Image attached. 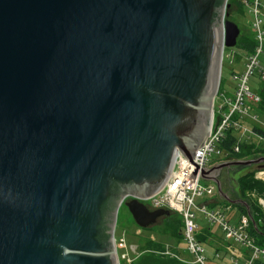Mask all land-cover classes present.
Wrapping results in <instances>:
<instances>
[{
    "label": "water",
    "instance_id": "1",
    "mask_svg": "<svg viewBox=\"0 0 264 264\" xmlns=\"http://www.w3.org/2000/svg\"><path fill=\"white\" fill-rule=\"evenodd\" d=\"M219 1L0 0V264H120L123 202L142 228L171 214L143 199L208 136L241 34ZM260 164L202 177L252 219L221 175Z\"/></svg>",
    "mask_w": 264,
    "mask_h": 264
},
{
    "label": "built area",
    "instance_id": "2",
    "mask_svg": "<svg viewBox=\"0 0 264 264\" xmlns=\"http://www.w3.org/2000/svg\"><path fill=\"white\" fill-rule=\"evenodd\" d=\"M241 2L252 13V29L255 33L256 47L254 51L248 52L245 56L246 64L242 72L233 68V78L237 81L235 94L228 96L227 90L223 89L224 85L221 89L220 84L214 99L210 130L201 148L196 150V157L188 159L182 156L178 171L168 186L160 194L143 199L151 210L163 208L182 213L183 237L188 251L197 264H211V260L207 246L198 237L201 228L196 221V210L202 212L211 224H217L222 229L226 241L230 243L227 249L235 264H256L258 260L264 261V246L259 245L250 232V217L243 214L236 221H233L227 213L231 210V205L211 207L210 203L216 199L217 185L213 181H209V184H204L202 181L204 168H210L223 161L233 160L229 156L232 152L241 151L243 142L254 144L250 140L251 135H258L261 143L264 144V133L255 130V126L248 124L249 119L252 121L259 120L258 114H254L252 109L255 108L257 111L256 106L262 100L260 92L264 89L262 88L259 92L252 91L249 85L250 77L256 70H258L261 80L264 81V60L261 59L264 53V0H241ZM226 49L225 46L223 62ZM237 55L238 52L235 48H230L228 52L231 59L230 65H234ZM217 99L220 102L218 106H215ZM230 133L236 135L238 140L232 145V150L227 151L222 147V143ZM214 154L218 155L219 159L215 160ZM257 177L264 179V168L259 169ZM198 197H208L211 200L197 205L196 199ZM259 200L264 207V198ZM115 238L117 249L119 248L118 245L126 246L124 233L121 234L119 240H117L115 233ZM236 245L239 247L237 248ZM125 256L124 254L123 257L126 258ZM220 256V252H217L216 257Z\"/></svg>",
    "mask_w": 264,
    "mask_h": 264
},
{
    "label": "rangeland",
    "instance_id": "3",
    "mask_svg": "<svg viewBox=\"0 0 264 264\" xmlns=\"http://www.w3.org/2000/svg\"><path fill=\"white\" fill-rule=\"evenodd\" d=\"M227 9H226V15L229 14L230 17V19L229 18L228 19L236 22L241 29V34L239 39L242 38V36L247 35V32L252 31L253 16L252 13L249 12L248 8L247 9L245 8V13L235 12L238 9L234 8L235 10L234 11L232 10L233 12L231 11V14L230 11L228 13ZM230 48L231 47H227L226 52L224 53L225 59L223 62L222 77H223V85H224L223 89L227 90L228 96H234L237 81L234 80L233 78V68L238 72L239 71L242 72L244 70L246 64L245 56L248 54V52L244 49L239 48L238 46L234 47L235 50L238 52V55L234 65H230L229 62L231 59L228 56V52L230 51ZM261 59L264 60V53L262 54ZM249 83L252 91L259 92L262 88H264V81L261 80L258 70H256L254 74L250 77ZM219 102L220 100L217 99L215 102V106H218ZM252 110L254 114H258L259 120L252 122L251 119H249L248 124L250 126H253L254 123H257L264 130V114L259 113L258 110L256 111L255 108H253ZM250 140L252 141V143L264 147V144L261 143V140L258 135H251ZM213 158L217 160L219 159V156L214 154ZM261 168H264V166L258 167L256 165H253L242 169H239L237 167L225 169L221 175L222 183L226 184L225 186L226 190H228L229 188L231 189V191L235 192V194L234 193L233 194L236 196V198L247 199V197L244 198L240 194L238 179L240 176H242L244 173L248 172L249 170L258 169L256 171L255 177L264 182V179L257 177V173ZM202 181L204 184H209L208 180L203 179ZM215 195H216L215 198L219 196L218 188L216 189ZM250 195L251 197L256 198L258 202L260 201L259 200L260 198H264V195L255 192L250 193ZM129 199L130 198H127L125 201ZM209 200H211V198L198 197L196 199V204L201 205L202 203ZM225 205L226 203L221 201V202H217L215 205H211V207L213 208L218 206L224 207ZM262 208L264 210L263 206ZM227 213L229 217H232L233 221H236L240 216V210L237 207H233V206H231V210L228 211ZM196 216H197L196 221L200 225L201 229L210 226L214 233H216L221 238H225L222 229L217 224H211L202 212L196 210ZM180 226H183V215L179 211L172 210L170 215L160 217L157 223H155L154 225L148 228H142L136 223L133 215L131 214V212L129 211L128 207L124 202L120 206L118 211L117 226L115 230L117 240H119L122 233H124L126 236V246L123 247L118 245L120 264H133V261L146 251H150V252L154 251L158 255L164 256L166 258L173 257L178 259L182 263L196 264L195 259L187 249V244L184 237H181L179 235ZM150 239L155 242L162 243L164 245L163 249L155 250L149 247L142 248L145 245V243ZM124 254L126 255L125 256L126 258L123 257ZM220 255H221L220 257L216 258L219 259V261H222L224 264H235L234 259L228 253L225 254L221 252Z\"/></svg>",
    "mask_w": 264,
    "mask_h": 264
},
{
    "label": "trees",
    "instance_id": "4",
    "mask_svg": "<svg viewBox=\"0 0 264 264\" xmlns=\"http://www.w3.org/2000/svg\"><path fill=\"white\" fill-rule=\"evenodd\" d=\"M223 2V0L219 1V5ZM234 8H237L238 10L235 12L245 13V6L242 4L241 0H229L228 3V13L230 11L235 10ZM232 11V12H233ZM230 19L229 14H227V19ZM237 46L241 49L246 50L247 52L254 51L256 47V40H255V33L252 29L251 32H247V35L242 36V38L238 39ZM223 87V78L221 83V89ZM262 96L261 102L256 106L259 113L264 114V89L260 92ZM255 130L264 133V130L262 128H259L257 126L254 127ZM238 140L236 135L233 133H230L228 135V138L222 143V147L225 148L227 151L232 150V145ZM241 151L239 152H232L229 156L233 159H249V158H256L259 156L264 155V147H261L256 144H249L246 142H243L241 145ZM258 167L264 166V164L256 165ZM237 167V166H236ZM239 169L247 168V167H237ZM256 170H249L248 172L244 173L242 176L238 179V185L240 194L242 197H247L246 200L249 203L250 206V212L251 217L249 216V210L246 205L244 204H233L232 202L225 200L224 198H221L218 196L214 202H211L210 205H215L217 202H225L227 205H231L233 207H237L240 210V215H248L250 217V232L255 237L256 242L264 246V210L260 203L257 201L256 198L251 197L250 193L255 192L258 194L264 195V182L257 179L255 177ZM226 184L223 183V189L231 196V198H236L234 195L235 192L231 191V189L228 188L226 190ZM234 193V194H233ZM249 193V194H248ZM233 194V195H232ZM241 199V198H240ZM179 226V224H178ZM179 235L183 237V226H180L179 228ZM109 235L106 233L104 234V239H108ZM199 239L205 243L207 248L209 249V255L211 264H224L222 261H219V259H216V253L223 252V253H229L227 246L228 241H226L225 238L219 237L216 233H214L210 226L205 227L201 229V231L198 234ZM221 241V242H220ZM223 243V244H222ZM163 244L160 242H155L153 240H148L145 245L142 247H149L151 249L155 250H161L163 249ZM133 264H188V263H182L178 259L170 257L166 258L164 256L158 255L156 252H150L146 251L140 256H138L134 261ZM197 264V263H196ZM256 264H264L263 260H258Z\"/></svg>",
    "mask_w": 264,
    "mask_h": 264
},
{
    "label": "crops",
    "instance_id": "5",
    "mask_svg": "<svg viewBox=\"0 0 264 264\" xmlns=\"http://www.w3.org/2000/svg\"><path fill=\"white\" fill-rule=\"evenodd\" d=\"M252 121V120H251ZM253 122V121H252ZM253 126H257V127H259V128H261L257 123H254V125ZM229 243V242H228ZM230 244V243H229ZM237 246V248L239 247V245H236Z\"/></svg>",
    "mask_w": 264,
    "mask_h": 264
}]
</instances>
